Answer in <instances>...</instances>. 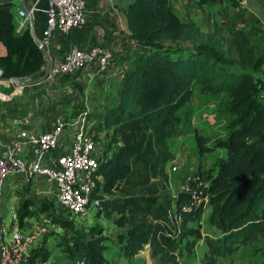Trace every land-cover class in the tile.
<instances>
[{
	"label": "trees",
	"instance_id": "16d2710c",
	"mask_svg": "<svg viewBox=\"0 0 264 264\" xmlns=\"http://www.w3.org/2000/svg\"><path fill=\"white\" fill-rule=\"evenodd\" d=\"M257 2L264 9V0ZM123 12L135 49L110 106L92 118L86 114L93 131L94 126L110 131L97 169L102 177L97 182L102 192L98 214L113 216L126 258L148 245L155 264H183L179 241L194 236L185 225L202 216L203 206L179 210L187 197L169 189L166 139L177 133L178 111L190 100L194 84L211 94L225 93L228 111L235 116L228 121L232 127L227 137L210 145L208 137L194 131L199 152L225 150V157L213 161L216 171L207 189L208 220L219 234L204 237L206 251L200 262L216 264L231 251L233 240L244 239L264 223V52L242 29L225 35L213 24L203 30L177 15L170 0H127ZM0 43L5 48L1 77L37 75L44 63L42 52L28 28L17 29L8 2L0 4ZM173 207L180 218L178 229L169 218ZM84 230L89 237L70 235L73 253L86 264H108L103 226ZM185 247L191 244L186 241Z\"/></svg>",
	"mask_w": 264,
	"mask_h": 264
},
{
	"label": "built area",
	"instance_id": "2783aa9c",
	"mask_svg": "<svg viewBox=\"0 0 264 264\" xmlns=\"http://www.w3.org/2000/svg\"><path fill=\"white\" fill-rule=\"evenodd\" d=\"M44 10L46 26L38 38L48 51L52 34H65L72 27H81L86 23L84 0H47ZM30 15L31 9L29 8ZM23 19L17 29L24 27L29 14L24 9L18 11ZM264 36V27L262 29ZM49 52V51H48ZM50 56V54H49ZM51 58V57H50ZM114 61L111 47L97 44L84 48L75 45L65 51L61 59L52 61L47 78L56 75H67L90 65H95L96 72L105 74ZM1 78V72H0ZM5 81H3L4 83ZM2 80L0 79V84ZM16 93H22V87L16 86ZM13 94L0 92V100ZM83 111L72 121L65 122L60 117L54 119L50 129L38 133L21 131L11 140L4 142L0 150V264H29L31 252L42 237L54 226L45 223L31 222L29 227L21 226L14 212L4 210L6 189L11 180H27L38 178L50 184L54 191L55 204L73 217L85 219L92 210L95 217L100 216L101 189L97 182L102 177L97 174L102 146L91 128ZM70 127L69 138L59 143L65 127ZM30 148V157L25 156L26 148ZM172 171H176L172 167ZM206 176L200 172H186L180 180V191L187 200L183 201L180 211H190L198 206L208 204L209 194ZM170 189V188H169ZM171 191V190H170ZM173 193V192H172ZM176 194V193H173ZM176 207L169 213V218L177 225L180 222L176 215ZM90 226V225H83ZM51 228V229H50ZM67 264H86L84 258H74Z\"/></svg>",
	"mask_w": 264,
	"mask_h": 264
},
{
	"label": "rangeland",
	"instance_id": "374dc122",
	"mask_svg": "<svg viewBox=\"0 0 264 264\" xmlns=\"http://www.w3.org/2000/svg\"><path fill=\"white\" fill-rule=\"evenodd\" d=\"M172 1L175 7L170 3L174 12L177 14L175 11L177 8L179 13L184 14L182 18L188 19L185 16L192 13V10L183 6L179 0ZM102 2L107 11L117 20L119 29L128 38L123 12L127 0H102ZM180 4L184 8L180 7ZM260 10L264 16V9L260 8ZM208 23L202 20L199 24L203 30L207 27L212 29ZM221 32L228 35L223 29ZM255 42L260 44V41ZM228 107L229 98L225 93L211 94L202 89L198 83L193 85L190 100L178 111L181 121L176 126L177 133L166 139L171 157L164 164V173L171 192L180 191V180L186 172H200L206 176L207 181L214 175L216 170L213 168V161L219 156L225 157V150L215 148L209 152H199L194 139V131H199L208 137L210 145H217V141L225 139L230 132L232 125L228 126V121L235 118L230 115ZM96 129L94 126L95 135L103 149L109 142L110 131L107 133ZM172 167H175L176 171L173 172ZM16 181L11 180L12 183L7 186L4 210L7 213L14 212L21 226L29 227L31 222H39L49 224L50 227L53 225L55 229L44 235L33 248L30 257V260L33 259V264H42L54 259L58 260V264H67L77 256L71 250L70 235L78 232L89 237L84 230L86 226L83 225L93 224L103 226L104 241L111 242L103 253L104 257H111L108 264H155L149 257L148 246H144L139 253L130 258L123 255V241L117 235L120 230L112 223L113 216L107 217L101 214L95 217L96 210H92L89 217L85 219L73 217L55 204L54 191L48 182L33 177L21 180L22 184ZM209 214L210 207L206 204L203 206V214L200 218L186 223L185 229L195 232H193L194 236L188 234L179 241L182 252L180 260L183 264H200L206 251L204 237L219 234V231L210 225ZM20 215L23 216L20 218ZM62 220L70 221L71 224L62 222ZM61 224H65L66 227ZM242 237L244 239L238 238L232 241L231 251L219 256L216 264H264V223L257 229L248 231ZM186 241L191 244L190 249L185 247ZM60 252H66L69 256L64 254L62 256Z\"/></svg>",
	"mask_w": 264,
	"mask_h": 264
},
{
	"label": "crops",
	"instance_id": "0c3cea01",
	"mask_svg": "<svg viewBox=\"0 0 264 264\" xmlns=\"http://www.w3.org/2000/svg\"><path fill=\"white\" fill-rule=\"evenodd\" d=\"M5 2L10 3V11L17 25L23 21L18 15V11L23 9L22 5L30 8L31 15L24 22V28L30 31L32 26V32L37 38L42 35L46 26L44 10L48 4L47 0H0V4ZM179 2L192 10V13L185 16L186 18L197 23H201L202 20L208 21V26L216 24L225 33L232 29H242L252 42L260 41L261 45L258 44L264 52L262 33L264 16L260 10L261 4L257 0H179ZM102 3V0H84L86 23L81 27L70 28L65 34L54 32L48 51L52 61H57L74 45L84 48L102 44L113 49V65L103 75L96 72L95 65L85 66L71 74L56 75L52 79L22 87L21 94H15L17 89L14 83L7 81L3 83L2 80L0 92L13 95L0 100V150L4 142L11 140L21 131L38 133L48 130L55 118L60 117L68 122L83 111L92 118L91 114L104 110L113 102L121 80V71L126 68L130 59L128 56L133 53L135 46L119 29L117 20ZM181 4L180 7H183ZM175 9L178 15L184 16L177 8ZM4 53L5 48L0 43V55ZM44 64L45 61L43 66ZM33 78L34 76L31 79ZM69 132L70 127H65L59 143L69 138ZM30 154L28 147L25 156L30 157ZM109 243L111 242H103L106 248ZM60 253L62 256L63 254L69 256L66 252ZM110 258L105 257L107 261ZM42 264H58V260H47Z\"/></svg>",
	"mask_w": 264,
	"mask_h": 264
},
{
	"label": "water",
	"instance_id": "95a60500",
	"mask_svg": "<svg viewBox=\"0 0 264 264\" xmlns=\"http://www.w3.org/2000/svg\"><path fill=\"white\" fill-rule=\"evenodd\" d=\"M22 8L25 10V12L27 14H29V17H30L29 8H27L25 5H22ZM29 17H28V19H29ZM29 33H30L31 37L33 38V40L35 41V43L37 44V47L42 52L45 64L40 69V71L37 73V75H35V77L33 79H30L33 76H28L25 78H18V77H10V78L1 77L0 78L3 81L12 82L16 86H19V87H24V86H28V85H32V84L44 81L47 78L48 70H49V67L51 65V58L49 56V52L47 51L45 46L39 41V39L33 34L32 26L30 27Z\"/></svg>",
	"mask_w": 264,
	"mask_h": 264
}]
</instances>
